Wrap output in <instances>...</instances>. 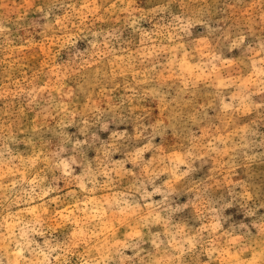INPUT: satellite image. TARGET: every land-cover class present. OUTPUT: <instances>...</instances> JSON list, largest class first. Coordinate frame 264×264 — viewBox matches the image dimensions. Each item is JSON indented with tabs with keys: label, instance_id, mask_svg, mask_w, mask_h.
<instances>
[{
	"label": "clouds",
	"instance_id": "1",
	"mask_svg": "<svg viewBox=\"0 0 264 264\" xmlns=\"http://www.w3.org/2000/svg\"><path fill=\"white\" fill-rule=\"evenodd\" d=\"M0 264H264V0H0Z\"/></svg>",
	"mask_w": 264,
	"mask_h": 264
}]
</instances>
